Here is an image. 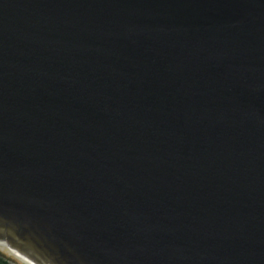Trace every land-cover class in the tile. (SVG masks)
Wrapping results in <instances>:
<instances>
[{"label": "water", "instance_id": "1", "mask_svg": "<svg viewBox=\"0 0 264 264\" xmlns=\"http://www.w3.org/2000/svg\"><path fill=\"white\" fill-rule=\"evenodd\" d=\"M0 251L264 264V0H0Z\"/></svg>", "mask_w": 264, "mask_h": 264}, {"label": "rangeland", "instance_id": "2", "mask_svg": "<svg viewBox=\"0 0 264 264\" xmlns=\"http://www.w3.org/2000/svg\"><path fill=\"white\" fill-rule=\"evenodd\" d=\"M0 256L7 259L9 261L10 264H20L18 261H16L15 259H13L12 257H9L7 255H5L3 252L0 251Z\"/></svg>", "mask_w": 264, "mask_h": 264}, {"label": "trees", "instance_id": "3", "mask_svg": "<svg viewBox=\"0 0 264 264\" xmlns=\"http://www.w3.org/2000/svg\"><path fill=\"white\" fill-rule=\"evenodd\" d=\"M0 264H10L9 261L0 256Z\"/></svg>", "mask_w": 264, "mask_h": 264}, {"label": "bare ground", "instance_id": "4", "mask_svg": "<svg viewBox=\"0 0 264 264\" xmlns=\"http://www.w3.org/2000/svg\"><path fill=\"white\" fill-rule=\"evenodd\" d=\"M8 253V252H7ZM10 256H12L16 261H18L20 264H27L25 262H23L22 260H20L19 258L15 257L14 255L8 253Z\"/></svg>", "mask_w": 264, "mask_h": 264}]
</instances>
